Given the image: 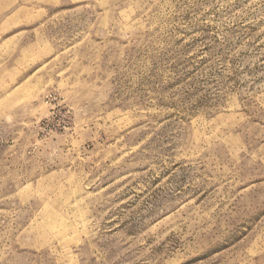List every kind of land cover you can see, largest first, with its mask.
Masks as SVG:
<instances>
[{"label": "rangeland", "instance_id": "obj_1", "mask_svg": "<svg viewBox=\"0 0 264 264\" xmlns=\"http://www.w3.org/2000/svg\"><path fill=\"white\" fill-rule=\"evenodd\" d=\"M0 264H264V0H0Z\"/></svg>", "mask_w": 264, "mask_h": 264}]
</instances>
